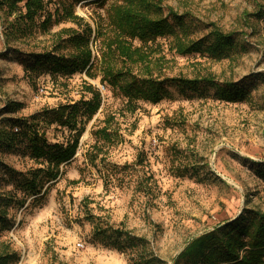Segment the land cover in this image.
<instances>
[{
	"label": "rangeland",
	"instance_id": "obj_1",
	"mask_svg": "<svg viewBox=\"0 0 264 264\" xmlns=\"http://www.w3.org/2000/svg\"><path fill=\"white\" fill-rule=\"evenodd\" d=\"M26 1L0 0V137L24 118L49 143L66 144L76 132L54 111L90 100L88 86L102 102L91 118L81 109L75 157L38 191L25 184L45 166L31 157L29 139L20 135L9 147L0 139V253L13 256L8 264H174L193 239L244 212L264 213V0H155L174 31L147 43L128 38L143 57L110 61L111 49L104 66L159 80L243 82L248 90L226 101L212 86H167L158 103L128 100L98 67L92 77L28 66L34 56L73 53L61 40L82 28L62 15L69 6L92 28L99 58L116 36L111 15L123 0H42L30 26ZM214 30L234 39L227 57L208 50ZM199 40L193 53L179 49Z\"/></svg>",
	"mask_w": 264,
	"mask_h": 264
},
{
	"label": "trees",
	"instance_id": "obj_2",
	"mask_svg": "<svg viewBox=\"0 0 264 264\" xmlns=\"http://www.w3.org/2000/svg\"><path fill=\"white\" fill-rule=\"evenodd\" d=\"M23 1L5 0L2 3L16 7L17 3ZM74 1L76 4H80L88 0ZM24 8L26 10L24 14L26 25L33 22L39 12L44 10L42 0H27ZM160 9L161 6L155 0H123L122 4L116 5L114 14L111 15L112 23L117 29L116 36L107 43L105 50L99 52L100 57L98 58L94 56L89 45L93 33L92 28L88 24H83L82 19L74 15L72 7L69 6L64 9L62 15L82 28V31L70 30L67 38L61 40L74 48L73 53L69 57L54 56L50 53L34 56L33 64L28 63V66L33 70L42 67L52 73L61 71L68 75H73L78 71H86L87 74L92 75V72L98 67L102 80L130 101L145 99L158 103L168 93L167 86L196 91L201 88L202 84L205 87H215L216 95L221 100L239 101L245 98L248 95V90L243 86V82L216 84L211 77L202 80H190L183 77L159 80L153 78L152 75L147 77L135 75L127 67L118 68L109 61L105 66L103 65L105 51L109 53L111 49V54L107 56L110 61L119 57L123 63L127 64V62L132 63L136 58L143 57L138 48L127 42L128 38L139 39L142 43H147L172 33L174 28L168 20L160 17ZM157 12H159L158 15ZM170 17L179 25H183V17L175 11L170 10ZM62 19L64 18L62 17ZM49 21L50 17L44 21L43 26L47 27ZM202 44L203 41L199 40L191 42L189 45L182 44L179 49L184 54L193 53ZM233 46L234 39L230 35L214 30L208 50L223 58L229 55ZM92 77L95 76L92 75ZM87 91L92 94L90 100L61 106L53 113L61 126L76 132L66 144L49 143L43 135L38 134L37 130H32L33 123H29L24 118L12 120L10 123L11 127L19 128H15L14 131L11 129L1 132L4 133V137H0V139H3L4 145L8 147L14 143L15 138L25 135L29 139L31 157L39 164L45 165L34 173L31 180L25 183L30 189L38 191V188L44 185V180L47 182L56 180L60 176V167L75 157L83 133V128H78L81 109H84L88 118H91L102 102L101 93L98 90L88 86ZM262 173L264 175V170ZM244 213L237 219L193 239L174 264L181 261H187L190 264H264V213L259 211ZM0 219H2L1 216ZM122 235L119 234L120 237ZM12 258L11 254L0 253V264H8Z\"/></svg>",
	"mask_w": 264,
	"mask_h": 264
}]
</instances>
